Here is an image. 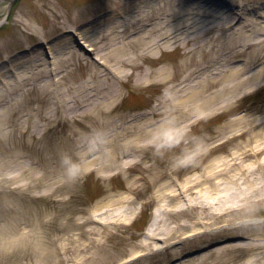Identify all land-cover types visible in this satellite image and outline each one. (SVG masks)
I'll return each mask as SVG.
<instances>
[{
	"label": "rangeland",
	"instance_id": "374dc122",
	"mask_svg": "<svg viewBox=\"0 0 264 264\" xmlns=\"http://www.w3.org/2000/svg\"><path fill=\"white\" fill-rule=\"evenodd\" d=\"M228 1L238 8L242 5L244 18L231 26L235 16L231 12L227 29L212 28L206 37L219 36V54L246 50L242 55L247 60L264 65V42L252 43L259 32L264 33V0ZM111 3L112 0H18L9 18L0 25V264H190L193 259L191 264H207L213 257L202 255L225 244L232 245L233 254L239 255L238 264L248 259L253 260L252 264H264V245L259 248L253 244L259 232H264V192L248 203L230 204L227 212L206 221L202 212L211 208L189 205L188 195L180 196L175 186L187 176L202 172V167L195 169L191 162L177 165L171 158L188 148L191 140L197 139L205 150L226 139L236 131L231 127L224 134L219 131L237 116H244V120L235 125L236 130L248 131L203 157L201 165H206L214 154L229 157L237 142H244L252 134L255 143L256 131L264 124H259L264 120L260 119L264 118V81L252 89L254 84L240 88L239 94L245 93L229 105V113L197 119L186 133L185 142L177 148L164 154L150 148L148 161L167 176L157 182L137 168L105 178L93 170L80 173L74 180L67 177L62 157L69 155L70 129L82 130L89 120L66 112V102L72 101L76 107L85 100L79 92L81 83H87V91L93 95L99 89L98 83L110 85L114 78L93 61L96 51L86 53L77 40H72L74 35L69 30L74 29L76 37L82 33L83 39L98 42V17L103 12L98 11L107 10ZM199 4L216 3L201 0ZM197 12L199 18L210 13L207 7ZM6 13L0 12V20ZM256 26L258 32L253 30ZM42 39L53 45L60 56L56 82L48 72L43 48L34 45ZM69 54L70 58L64 59ZM179 54L180 50L164 52L159 64L177 59ZM103 58L110 62L118 59ZM37 66L42 73H36ZM117 85L123 94L116 111L130 117L150 108L165 87L162 83L135 84L133 78ZM204 136L213 137L203 142ZM74 140L77 145L85 141ZM192 160L195 163L196 156ZM138 176L142 178L136 184L142 187L130 192L129 178ZM166 181V188H175L169 203V225H184L171 234L161 228L147 237L161 202L158 189ZM93 218L104 225L94 223Z\"/></svg>",
	"mask_w": 264,
	"mask_h": 264
},
{
	"label": "bare ground",
	"instance_id": "6f19581e",
	"mask_svg": "<svg viewBox=\"0 0 264 264\" xmlns=\"http://www.w3.org/2000/svg\"><path fill=\"white\" fill-rule=\"evenodd\" d=\"M199 1L201 0H112L107 10L104 8L98 11H103L98 17L101 24L98 42H92L86 37L84 40L82 33L78 34V40L85 48L96 51V56L106 63L108 73L114 77L110 85L98 83L99 89L93 95L87 91V83H81L79 92L84 94L85 100L76 107L72 101L66 102V112L89 120V125L83 126L82 130L71 128L69 134V155L81 162V173L93 170L105 178L117 172L129 173L137 168L147 172L152 181L157 182L166 174L163 169L148 161V152L152 148L151 134L163 120L171 118L179 125L180 131L187 133L199 118L229 113L232 110L229 105L245 93L239 94L240 88L254 84L250 87L252 89L255 85L262 84L264 65H256V61L253 63L250 59L247 60L242 55L246 50L230 49V52L219 54V36L206 37L212 28L227 29L231 13L212 4L201 5ZM12 4L13 0H0V12L4 13ZM204 7L210 13L199 18L197 15L200 13L197 11ZM97 10L98 7L92 12L96 13ZM220 13L226 15L219 17ZM3 21L4 19L0 20V24ZM257 27L253 30L257 31ZM253 39L252 43L262 44L264 33L259 32ZM48 49L51 55L47 58L53 59L58 75L60 56H57L53 45H49ZM178 50L180 54L177 59L172 58L159 64L164 52L170 54ZM213 53L216 57L212 56ZM70 56L71 54L64 59L68 60ZM111 56L118 59L110 62L103 58ZM145 62L148 63L147 67H144ZM36 73H42L40 66H37ZM130 78L139 85H165L154 104L133 117L116 111L123 94L117 83L127 82ZM79 108L81 110L77 111ZM242 120L244 116L234 117L222 127L219 134H224L229 130L228 127L236 131L226 139L205 150L201 145L196 155L197 161L194 163L192 160L191 163L195 169L202 167L203 171L187 176L178 186L188 195L189 205L211 208L202 212L206 221L216 214L227 212L230 204L248 203L264 192V124L256 131L258 137L255 143L252 142V134L244 142H237L229 157L216 155L204 164L205 167L201 165L203 157L222 149L224 143L239 139L248 131V128L236 130L235 125ZM261 123L264 120L259 121ZM213 136H204L203 142ZM73 138L79 143L85 141L77 145ZM189 143L188 148H191L198 140L194 139ZM176 157V154L171 156L173 160ZM140 178L142 176L129 178L130 192L142 187V184H136ZM168 183H161L158 189L157 197L161 202L149 226L151 230L147 232V237L161 228L166 229V234H171V231L184 225H169L172 207L169 203L173 200L174 189L171 185L170 189L166 188ZM263 242L264 232H259L253 244L260 248L264 245ZM231 246L225 244L215 247L202 256L213 257L207 264H238L239 255L233 254ZM193 260L190 262L193 263ZM252 263V259L243 262Z\"/></svg>",
	"mask_w": 264,
	"mask_h": 264
},
{
	"label": "clouds",
	"instance_id": "9594fccd",
	"mask_svg": "<svg viewBox=\"0 0 264 264\" xmlns=\"http://www.w3.org/2000/svg\"><path fill=\"white\" fill-rule=\"evenodd\" d=\"M152 142L150 147L157 154H164L169 150H173L185 142L186 133L179 130V125L171 118H166L161 124L152 132ZM201 145L195 143L191 148H183L177 153L175 163L183 165L190 163L192 159L198 154ZM62 164L65 167V173L69 179H76L82 172V164L78 159L71 155L62 157Z\"/></svg>",
	"mask_w": 264,
	"mask_h": 264
}]
</instances>
